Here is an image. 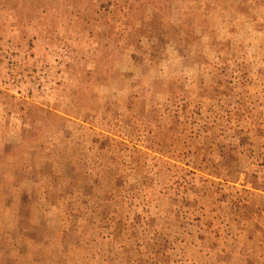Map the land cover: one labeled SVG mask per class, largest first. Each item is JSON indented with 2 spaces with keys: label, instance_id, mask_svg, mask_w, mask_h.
<instances>
[{
  "label": "rangeland",
  "instance_id": "1",
  "mask_svg": "<svg viewBox=\"0 0 264 264\" xmlns=\"http://www.w3.org/2000/svg\"><path fill=\"white\" fill-rule=\"evenodd\" d=\"M0 264H264V0H0Z\"/></svg>",
  "mask_w": 264,
  "mask_h": 264
},
{
  "label": "crops",
  "instance_id": "2",
  "mask_svg": "<svg viewBox=\"0 0 264 264\" xmlns=\"http://www.w3.org/2000/svg\"><path fill=\"white\" fill-rule=\"evenodd\" d=\"M2 194H4V189L2 187H0V207L2 204Z\"/></svg>",
  "mask_w": 264,
  "mask_h": 264
}]
</instances>
